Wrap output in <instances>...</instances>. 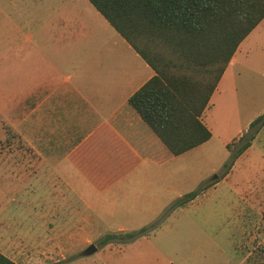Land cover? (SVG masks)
<instances>
[{
  "label": "rangeland",
  "instance_id": "rangeland-1",
  "mask_svg": "<svg viewBox=\"0 0 264 264\" xmlns=\"http://www.w3.org/2000/svg\"><path fill=\"white\" fill-rule=\"evenodd\" d=\"M68 3L0 0V252L16 264H264V250L246 239L259 223L252 196L242 205L235 199L264 180V124L235 156L250 133L249 121L264 110V21L244 40L204 109L207 141L152 173L162 176L130 186L129 177L107 186V165L93 170L95 155L81 152L87 171L104 175L105 185L94 189L64 153L27 147V136L41 131L42 122L28 116L22 90L36 68L68 74L76 66L117 83L138 62L108 24L85 15L79 22ZM64 24L73 29L67 39L61 38ZM229 168L232 174L218 190L205 187ZM189 191H197L191 203L158 216L176 193L182 198ZM141 227L139 235L123 237ZM108 233L115 236L100 244ZM89 244L96 250L83 255Z\"/></svg>",
  "mask_w": 264,
  "mask_h": 264
},
{
  "label": "trees",
  "instance_id": "trees-1",
  "mask_svg": "<svg viewBox=\"0 0 264 264\" xmlns=\"http://www.w3.org/2000/svg\"><path fill=\"white\" fill-rule=\"evenodd\" d=\"M87 1L152 69L127 104L166 149L176 156L208 140L210 131L201 113L238 43L264 17V0ZM263 124L264 110L249 121L250 133L235 156ZM196 194L187 192L172 206ZM143 230L123 237L130 239ZM113 236L108 233L99 243ZM0 264L16 263L0 252Z\"/></svg>",
  "mask_w": 264,
  "mask_h": 264
},
{
  "label": "crops",
  "instance_id": "crops-1",
  "mask_svg": "<svg viewBox=\"0 0 264 264\" xmlns=\"http://www.w3.org/2000/svg\"><path fill=\"white\" fill-rule=\"evenodd\" d=\"M71 1L73 0L68 3L69 9L78 11L79 22L85 15L94 21L108 24L87 0H76V3H71ZM53 8L59 10L61 14L63 10L66 11L65 5L48 6V9ZM263 21L264 17L256 26ZM61 28L63 30L62 39L72 36L73 29L71 30L68 25L64 24ZM251 31L238 43L212 93L217 89L225 70L232 64L236 54L243 46L242 43ZM127 48L134 52L133 58L140 65L137 64L134 71L132 70L125 79L117 83L113 78L109 83L108 76L98 77L93 73L91 76L87 73L84 74L82 68L76 66L68 74H61L57 67L52 69L36 68L38 72L33 69L30 75L28 74L27 88L22 90L26 91L28 116L32 117L34 123L42 122L41 131L33 130L27 136V147L31 148L33 153L44 155L64 153L65 157L77 167L76 170L80 172L81 176L90 181L94 189L105 185L101 181L104 175L99 172L95 173V171L92 173L87 171L90 166L82 164V161L78 159L81 152L95 155L93 161H90L93 170L100 168L98 166L100 163L107 165L109 173L107 177H104L107 186L110 182L116 183L120 179L128 177L130 186L136 179L141 181V179L144 180L151 176H162L161 173L157 174L158 172L152 173L161 170L165 164L179 156L172 155L127 104L128 96L153 74L152 69L128 44ZM141 73H144V76L139 79ZM119 88L127 90H118ZM209 99L206 106L209 104ZM203 112L204 110L201 116ZM201 116L200 120L202 121ZM202 123L205 125L203 121ZM84 156L82 155L81 158ZM231 174L232 169L229 168L223 174L215 176L216 178L205 187L218 190L221 186L219 184L230 178ZM261 181L263 183L260 182L258 188H254L253 192L235 194L236 202L240 205H242L240 201L243 202V197L252 196L250 208L257 210L259 223L254 225L246 239L257 250H264V225H261L264 223V180ZM63 183L70 185L65 181ZM196 196L197 194L180 205L172 206L173 202L180 197V194L176 193V196L166 205L159 207L161 211L158 209L157 212H160L158 216L164 217L175 209L183 208L186 204L191 203ZM224 202L228 204L230 201L226 199ZM239 209L241 210V206ZM164 211L165 213L162 214ZM260 246L262 247L260 248Z\"/></svg>",
  "mask_w": 264,
  "mask_h": 264
},
{
  "label": "water",
  "instance_id": "water-1",
  "mask_svg": "<svg viewBox=\"0 0 264 264\" xmlns=\"http://www.w3.org/2000/svg\"><path fill=\"white\" fill-rule=\"evenodd\" d=\"M95 250H96L95 246L92 245V244H89V245H88V246L82 251V254H83V255H88V254L92 253V252L95 251Z\"/></svg>",
  "mask_w": 264,
  "mask_h": 264
}]
</instances>
